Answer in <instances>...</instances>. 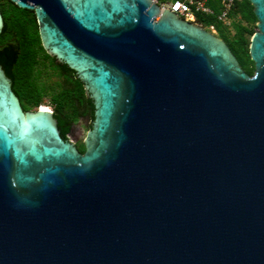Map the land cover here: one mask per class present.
<instances>
[{
  "label": "water",
  "instance_id": "water-1",
  "mask_svg": "<svg viewBox=\"0 0 264 264\" xmlns=\"http://www.w3.org/2000/svg\"><path fill=\"white\" fill-rule=\"evenodd\" d=\"M11 1L92 120L80 152L57 110L22 109L0 50V264H264V0L252 75L152 0Z\"/></svg>",
  "mask_w": 264,
  "mask_h": 264
},
{
  "label": "trees",
  "instance_id": "trees-1",
  "mask_svg": "<svg viewBox=\"0 0 264 264\" xmlns=\"http://www.w3.org/2000/svg\"><path fill=\"white\" fill-rule=\"evenodd\" d=\"M212 13H195L194 21L221 37L229 46L242 69L253 74L254 64L250 59L249 39L254 33L257 19L249 0H237L229 12L230 26L226 27L216 17L220 11L219 0H204ZM0 13L6 28L0 33V50L10 44H18L19 52L11 67L12 89L18 95L25 110L35 109L47 100L70 122L88 115L92 119V106L88 101L83 83L72 69L60 67L54 56L48 54L41 44L38 23L34 10L21 8L11 0H0ZM80 152L84 144L77 145Z\"/></svg>",
  "mask_w": 264,
  "mask_h": 264
},
{
  "label": "built area",
  "instance_id": "built-area-1",
  "mask_svg": "<svg viewBox=\"0 0 264 264\" xmlns=\"http://www.w3.org/2000/svg\"><path fill=\"white\" fill-rule=\"evenodd\" d=\"M158 4L160 9L169 8L176 12L180 17L188 21H194V14L199 13H212L204 0H152ZM237 0H219L220 11L217 13V19L226 27L230 26L231 20L229 12ZM212 29V26H210ZM51 110V109H50Z\"/></svg>",
  "mask_w": 264,
  "mask_h": 264
},
{
  "label": "rangeland",
  "instance_id": "rangeland-1",
  "mask_svg": "<svg viewBox=\"0 0 264 264\" xmlns=\"http://www.w3.org/2000/svg\"><path fill=\"white\" fill-rule=\"evenodd\" d=\"M253 30H256V27L253 28ZM211 32L214 33V30L211 29ZM252 36V35H251ZM251 38V37H250ZM250 40V39H249ZM254 72V71H253ZM42 104L46 105L49 109H52V107L48 104L47 100H44L42 102ZM91 118L88 115L82 116L80 117L76 122H74L73 124L76 125L82 132V135L74 142V144L80 145L81 143H83L85 134L87 132V130L90 128V122H91Z\"/></svg>",
  "mask_w": 264,
  "mask_h": 264
},
{
  "label": "bare ground",
  "instance_id": "bare-ground-1",
  "mask_svg": "<svg viewBox=\"0 0 264 264\" xmlns=\"http://www.w3.org/2000/svg\"><path fill=\"white\" fill-rule=\"evenodd\" d=\"M39 108H40L41 110L51 111L48 107L45 108V107H43V106H40Z\"/></svg>",
  "mask_w": 264,
  "mask_h": 264
},
{
  "label": "flooded vegetation",
  "instance_id": "flooded-vegetation-1",
  "mask_svg": "<svg viewBox=\"0 0 264 264\" xmlns=\"http://www.w3.org/2000/svg\"><path fill=\"white\" fill-rule=\"evenodd\" d=\"M20 105H21V104H20ZM21 107H22V106H21ZM22 109L25 110L23 107H22ZM35 109H37V108H35ZM30 110H34V109H30ZM75 146H76V145H75ZM76 147H77V146H76ZM77 149H78V148H77ZM78 150H79V149H78Z\"/></svg>",
  "mask_w": 264,
  "mask_h": 264
}]
</instances>
